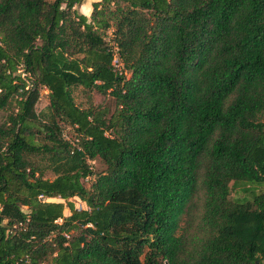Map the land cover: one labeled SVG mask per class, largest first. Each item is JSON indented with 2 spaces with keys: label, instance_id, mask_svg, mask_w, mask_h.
<instances>
[{
  "label": "trees",
  "instance_id": "obj_1",
  "mask_svg": "<svg viewBox=\"0 0 264 264\" xmlns=\"http://www.w3.org/2000/svg\"><path fill=\"white\" fill-rule=\"evenodd\" d=\"M81 2L0 0V264H264V0Z\"/></svg>",
  "mask_w": 264,
  "mask_h": 264
},
{
  "label": "rangeland",
  "instance_id": "obj_2",
  "mask_svg": "<svg viewBox=\"0 0 264 264\" xmlns=\"http://www.w3.org/2000/svg\"><path fill=\"white\" fill-rule=\"evenodd\" d=\"M87 2H88V0H82L81 4L79 5L80 6L79 10L77 9L78 7H76L78 13L82 14L81 12L83 10H85L84 8H85V4ZM106 38L109 39L110 35L108 34L106 36ZM21 78L24 80L25 84H27L26 89L29 88L31 84H30V81L28 80V78L25 76H21ZM46 94H47L46 90H44V89L39 90L37 101L33 107V110L35 113L40 112L46 106V104H47ZM72 98H73L74 103L80 107H84L89 102V99L86 97V94L81 92L80 89H75L72 91ZM98 100H99V98L97 96H93V101H98ZM108 105L111 109V105L110 104H108ZM5 113H6V111L0 110V120L3 118ZM62 134H63L64 138H67V139L73 138L72 130H70L68 127H63ZM90 165L92 166L93 170L98 171L101 169V166L97 161L91 162ZM43 177L46 179H51L52 175L49 173H46L43 175ZM90 181H91V178L85 179L83 181L84 186L87 187V185L89 184ZM230 197L233 199H239V198L243 197V194L238 189H236L234 192L230 193ZM69 201L73 204L74 208H76V209H80L81 207L85 208L84 204L76 198L70 199ZM49 202H61V200L51 199V201H49ZM64 212L66 214L67 210H65ZM141 264H143L142 259H141Z\"/></svg>",
  "mask_w": 264,
  "mask_h": 264
},
{
  "label": "built area",
  "instance_id": "obj_3",
  "mask_svg": "<svg viewBox=\"0 0 264 264\" xmlns=\"http://www.w3.org/2000/svg\"><path fill=\"white\" fill-rule=\"evenodd\" d=\"M111 53H112V59H111V67H112V69H113L115 72H117L118 74H121V73H122V74L124 75L125 73L121 71L122 66H121L120 60H119V58H118V54H117V49H116V47L113 46V47L111 48ZM21 76H24V75L22 74ZM37 199H38V200H44V201H49V200H50L49 198H44V197H42V196H38ZM59 222H60V220H57V223H59ZM12 228H14V226H13ZM60 235H61L65 240H67L68 237H69V234L66 233V232H62V233H60ZM50 237H53V233L50 234V235L48 236V239H50Z\"/></svg>",
  "mask_w": 264,
  "mask_h": 264
},
{
  "label": "crops",
  "instance_id": "obj_4",
  "mask_svg": "<svg viewBox=\"0 0 264 264\" xmlns=\"http://www.w3.org/2000/svg\"><path fill=\"white\" fill-rule=\"evenodd\" d=\"M97 1H99V0H88V2L85 4V10H83L81 13H82V15H84V16H86V17H88V15H89V13H90V4L91 3H93V2H97ZM78 10L80 9V6H78V8H77ZM49 201H51V199L49 200ZM80 209H84V208H80ZM65 211V210H64ZM63 214L64 215H68V212H66V214H65V212H63Z\"/></svg>",
  "mask_w": 264,
  "mask_h": 264
}]
</instances>
